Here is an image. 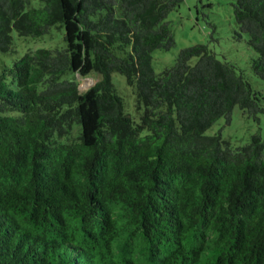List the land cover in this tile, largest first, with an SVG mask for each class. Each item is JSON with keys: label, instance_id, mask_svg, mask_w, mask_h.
Returning a JSON list of instances; mask_svg holds the SVG:
<instances>
[{"label": "trees", "instance_id": "16d2710c", "mask_svg": "<svg viewBox=\"0 0 264 264\" xmlns=\"http://www.w3.org/2000/svg\"><path fill=\"white\" fill-rule=\"evenodd\" d=\"M38 1L0 0V52L56 25L65 42L0 63V264H264V141L205 133L234 106L264 114L258 92L203 43L151 66L182 0ZM233 14L264 80V0Z\"/></svg>", "mask_w": 264, "mask_h": 264}, {"label": "rangeland", "instance_id": "374dc122", "mask_svg": "<svg viewBox=\"0 0 264 264\" xmlns=\"http://www.w3.org/2000/svg\"><path fill=\"white\" fill-rule=\"evenodd\" d=\"M235 0H182L172 10L167 21L174 39V45L168 49H156L151 54V66L156 74L171 66L181 48L203 43L221 61H227L236 66L252 89L258 92L260 102L264 106V80L257 77L251 69L253 59L257 57L247 45V35L237 34L234 20L233 3ZM33 5H40L38 0H32ZM12 49L8 53L0 52V63L10 64L13 58L26 52H32L39 47L61 49L64 47L62 26H53L49 33L42 37H25L12 33ZM195 60H192V63ZM99 78L97 73L86 77L76 75L78 89L85 91ZM115 91L123 99L125 111L134 120L139 118L135 93L117 72L110 74ZM206 134H220L232 147L237 148L247 144L252 135L258 134L264 141V114L249 116L238 106H234L229 123L223 117L219 118L206 131Z\"/></svg>", "mask_w": 264, "mask_h": 264}]
</instances>
